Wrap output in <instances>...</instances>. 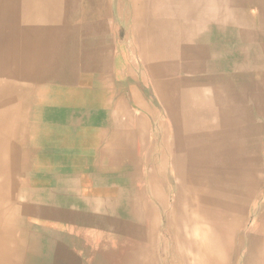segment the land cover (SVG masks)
<instances>
[{
	"label": "bare ground",
	"instance_id": "bare-ground-1",
	"mask_svg": "<svg viewBox=\"0 0 264 264\" xmlns=\"http://www.w3.org/2000/svg\"><path fill=\"white\" fill-rule=\"evenodd\" d=\"M229 1L0 0V264H45L36 251L37 242L43 243L39 236L45 220L50 231L52 219L57 231L72 230L66 217L61 220L63 212L46 209L50 183L42 186L43 174L50 177L52 169L46 156L49 148L41 145L43 135L52 130L50 122L42 123L58 103L51 83L61 41L68 40L74 62L79 54L91 56L90 39L101 38L104 30L108 34L113 6L133 23L149 80L150 89L134 91V100L143 99L142 92L152 105L157 98L159 106L154 105L152 113L164 114L171 141L164 153V131L157 141L151 129L146 142L148 123L133 115L144 145L138 152L134 148L128 162L122 154L104 170L109 183H130L125 173L111 170L120 164L133 175V190H117L122 192L117 203L123 224L121 219L115 222L116 232L104 250L97 246L104 229L108 236L101 219L90 220L101 231L92 226L96 233L89 237L78 226L71 232L75 231L76 252L95 248L91 264H264V202L248 228L249 207L264 191L263 145L260 128L240 103L225 70L230 49L224 43L231 31L221 17ZM254 36L264 39V31ZM80 99L81 104L89 102L87 93ZM34 179L41 186L35 188ZM61 183H54L59 198L69 186ZM73 190L71 185L72 200ZM110 191L103 192L99 207L106 214L118 211ZM161 217L167 236L157 239ZM55 240L56 249L59 236ZM50 257L53 264L56 253L51 251Z\"/></svg>",
	"mask_w": 264,
	"mask_h": 264
},
{
	"label": "crops",
	"instance_id": "crops-1",
	"mask_svg": "<svg viewBox=\"0 0 264 264\" xmlns=\"http://www.w3.org/2000/svg\"><path fill=\"white\" fill-rule=\"evenodd\" d=\"M117 15V18L110 17L109 19L108 34L110 36L104 30V35L101 38L94 36L90 39L91 43L88 45V51L91 52V56L79 54L74 62L73 57L68 53V40L61 41L60 51L54 63L56 78L51 83L52 90L56 92V103L58 102L59 104H55L52 116L49 119L46 118L44 123H42L46 125L50 122L52 130L50 133L43 135L42 139L44 141L41 145L43 148H49L47 154H51L50 156L46 154V156L49 157L48 164L52 169V173L50 177L48 175L44 177L43 174L44 180L42 184L43 187H47L50 183L49 202L51 212L54 209L59 213L63 212L61 220L66 217L68 224L71 226L70 229L75 230L74 226L84 225L87 237L94 235L90 233H94L95 230L98 231L99 225L94 226L95 224L91 225L83 220L85 218L90 220L91 218H94V220L101 219L102 225L100 227L105 226L108 231L107 236L106 229H104L106 242L116 232L115 222L121 219L123 224V217L117 203L119 198V202H121L122 192H120L121 189L120 191L117 190L126 186H131L133 190L134 179L131 180L133 175L127 171L125 172V179H130V183L121 185L117 183V179L109 183L107 179H104L103 172L111 161L115 162L113 160L114 157L124 154L128 156L126 157V162H128L129 156L134 155V148L138 152V148L144 145V142L139 140L138 137L139 125L135 123L138 122L137 120L134 121V114L136 115L135 119L142 117L148 123L146 124V134L143 137L146 138V142L150 140L151 124L154 122L151 117L154 113L152 111L154 105L148 102V98L146 100L143 92L141 94L142 101L138 100L135 102L134 100V91L140 92L145 90V88H150L149 80L146 77L147 73L140 62L137 46L134 50L133 23L128 21L125 14L123 16V14L117 13ZM83 47L84 44L81 48L83 49ZM134 51L138 53L135 55ZM110 59L112 60L110 61ZM103 60L105 63H102ZM73 63L76 65L75 70L73 69ZM84 77L85 79H83ZM96 81L98 84H96ZM72 90H78V92ZM86 93L89 97V102H82L83 104H81V101H79L81 100L80 97L83 98ZM102 102H104V105ZM146 108H150V111H145ZM135 110H141V112ZM97 123L98 125H96ZM61 151L64 153L56 154ZM54 170H58V173L55 174ZM111 170L115 173L119 172V174L124 173L123 168L118 169L117 166L112 167ZM71 178H76V182L71 183L74 180ZM34 180L33 186L36 184L35 188L38 185L41 186V183H37L36 179ZM61 182L69 183L70 187L71 185L73 186V200L68 194L70 187L67 185L63 187L62 197L59 198L56 195L54 183L60 187L63 185ZM107 188L111 190L110 193L116 200L115 205L118 208V211L112 214H106L103 208H99L103 206L101 197H104ZM104 221L106 222L104 223ZM64 223L65 221H62V224ZM51 224V251L53 253L56 245V240L53 238L56 234V227L54 228L53 225L57 223L52 219ZM92 226L95 229L94 232L90 230ZM74 246L73 248L77 247L75 243ZM58 261H63L67 264L64 259H58Z\"/></svg>",
	"mask_w": 264,
	"mask_h": 264
},
{
	"label": "rangeland",
	"instance_id": "rangeland-1",
	"mask_svg": "<svg viewBox=\"0 0 264 264\" xmlns=\"http://www.w3.org/2000/svg\"><path fill=\"white\" fill-rule=\"evenodd\" d=\"M229 3H231L230 8L221 17V22L227 21V23H229L231 31L229 37H227L228 43H224L230 49V61L225 63V70H227L226 74H228L230 81L236 87V96L240 103L247 109L248 116L252 117L253 124H256L258 128H260L258 138L260 142H262L264 154V39L254 36L255 33L264 31V0H231L227 4ZM221 4L225 3L221 2ZM113 8L112 13L110 12V17L117 18L118 10L115 9V6H113ZM242 27L247 31H242ZM222 37L219 38L220 41H222ZM135 48L136 43L134 36V50ZM134 53L136 55L138 52L134 51ZM148 96L149 95H146V97ZM153 98V105H155L154 108H156L159 104L157 103V98ZM153 119L154 122L151 124V129L156 131L157 141L161 140V132L164 131L163 152L165 153L168 142L171 141L169 140L168 131L165 127L166 117L160 112L155 114ZM122 161L123 159H121V162ZM117 168L120 169L123 167L120 164ZM103 174L105 176V172H103ZM258 193V197H256L257 202L249 207L248 228L254 224L257 216L256 214L259 213L262 208V203L264 202V191ZM45 196L48 199L49 205L46 209L49 210V192H47ZM92 220H94V218ZM83 221L85 223H90V219L88 218H85ZM96 221L97 219H95V222ZM105 222L106 221H104V223ZM45 223H47V225L43 227V233L39 236L43 243L37 242L36 251L41 260L46 262L45 264H52L50 257V252L52 250V235L48 232L50 231L48 226L49 221L46 222L45 220ZM159 224L160 231H158L157 239H164L167 235L165 220L162 217L159 218ZM74 227L77 232L79 229L78 226ZM68 233L70 234L69 236L65 232V229H59L58 231L56 229V234L53 238L57 235L60 240L58 243L59 248L54 249L55 251L53 250V255L56 253V261L53 264H65L63 261L57 262L58 259H64L67 264H91L93 258L90 256L94 255L95 248L92 250L87 249L83 253L76 252L75 248H73L75 247V241H77V239H75V233L73 232L72 235L71 231ZM103 234L97 246L104 250L108 246L106 243V234L104 232Z\"/></svg>",
	"mask_w": 264,
	"mask_h": 264
}]
</instances>
